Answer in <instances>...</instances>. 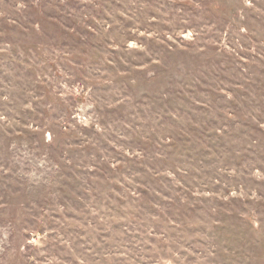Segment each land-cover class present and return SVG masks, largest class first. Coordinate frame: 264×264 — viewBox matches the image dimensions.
I'll list each match as a JSON object with an SVG mask.
<instances>
[{
	"label": "clouds",
	"instance_id": "clouds-1",
	"mask_svg": "<svg viewBox=\"0 0 264 264\" xmlns=\"http://www.w3.org/2000/svg\"><path fill=\"white\" fill-rule=\"evenodd\" d=\"M81 2L104 18L92 10L75 13L66 0H15L13 8L0 11L15 25L7 33L13 40L0 39V56L16 48L15 63L34 73L24 81L19 69L0 64L10 77L0 80V144L6 140L12 153V163L0 165V179L17 185L0 198V217H11L0 222V264H225L221 256L238 264L243 253L210 243L208 235L232 215L264 247V159L242 160L264 156L261 138L244 133L230 151L217 155L189 131L200 126V115L218 111L194 87L201 81L225 100H234L238 90L258 102L248 86L264 81V0H178L188 10L145 0L113 9ZM21 10H34L37 18L18 21ZM52 12L71 16L80 27L92 25L93 40L74 26L78 46H46L43 25ZM150 44L160 47L154 51ZM176 55L187 59L174 60ZM211 55L220 59L218 65L205 63ZM145 84L152 86L151 95L167 101L156 112L147 97L139 102ZM225 116L264 130L259 109L229 110ZM33 133L37 138L29 141ZM178 136L188 138L190 154L179 152ZM75 153L80 155H70ZM205 158L217 160L214 170L205 167ZM129 164L142 171H126ZM73 179L81 181L84 193L76 196L79 208L53 198L61 181ZM33 188L47 192L49 202L33 203L36 214L28 224L12 200ZM140 189L155 197L148 201L155 211L144 216L136 214L144 200ZM97 194L104 199L98 201ZM114 223L122 227L113 230ZM252 259L264 264V253Z\"/></svg>",
	"mask_w": 264,
	"mask_h": 264
},
{
	"label": "rangeland",
	"instance_id": "rangeland-1",
	"mask_svg": "<svg viewBox=\"0 0 264 264\" xmlns=\"http://www.w3.org/2000/svg\"><path fill=\"white\" fill-rule=\"evenodd\" d=\"M96 3L103 4L105 8L113 9V8H121L124 4L129 3V0H95ZM146 3L151 4L153 6L159 7L163 6V9H172L175 10L177 8H182L185 10L187 6L178 2V0H145ZM66 3L72 9L73 12L84 14L90 10H92V14L96 15L97 19L104 18L103 12H99L98 15L93 9L92 4H83L81 0H66ZM15 5V0H0V11L5 9H11ZM162 9V10H163ZM151 14V13H149ZM49 15H53L48 23L43 25L44 27V39L45 45L49 47H53L59 51V48L68 47L74 48L78 46L82 41L79 36H74L72 34V29L75 26L76 31L80 32L81 35H84L87 40L90 42L93 40L92 33V25L84 28L76 25V21L71 16H64L61 19L58 16H55L56 13L52 12ZM18 21H23V19L33 20L37 17L34 15L33 11L21 10V12L16 13L15 17ZM106 19V17H105ZM121 21L122 25H127L130 23L129 21L123 20V18H118ZM59 21V22H57ZM219 26V25H218ZM96 27V25H93ZM15 29V25H10L5 22L4 17L0 16V32H4L5 35L0 37L3 40H13V37L7 35L8 32H11ZM22 48L26 51V45L22 44ZM150 47L155 51L158 50L160 46L155 44H150ZM11 56H0V64H3L9 68L15 67L20 71L17 72V75H21L24 81L29 80L34 76V73L30 68H25L23 64L15 63L13 57L16 60L20 59L19 53L16 48H12ZM173 59H187L186 56L176 55L173 56ZM28 61H25L27 63ZM243 63V61H241ZM206 64H216L220 63V59H218L215 55H211L209 59L205 61ZM235 68L234 65H232ZM239 71V69H235ZM211 71V69H210ZM261 72H264V69H260ZM212 76L219 80H226L227 76L223 75L220 72H213ZM0 80L9 81L10 77L2 70H0ZM17 83H20L17 81ZM108 87V86H106ZM151 85L145 84V91L142 96L139 98V102H144V97L153 104L151 112H156L163 103H167V101H162L159 97L153 96L150 94ZM194 87L200 91L205 96L210 97L211 103L214 108H218V111L208 112L206 114L200 115L198 119L200 120V126L191 128L190 134L191 137L195 140L198 139L207 144L208 148L211 152L216 153L217 155L221 153H226L230 151L234 145L231 143L235 140L239 135L244 133H248L250 136L254 138H261V142L264 143V130L257 128V126L250 121L245 120H234L231 119L230 116H225L229 110L241 114L244 112L253 111L255 109H259L261 113H264V81H260L258 84H253L248 86L249 91L255 92L258 97V102L252 101L249 97L248 92L236 91L234 93V100H225L223 96H219L215 94V90L209 88V85L206 81H201L194 85ZM37 91H39V86H37ZM229 109V110H228ZM119 116V114H117ZM197 117H194L196 119ZM219 129H224L225 134L221 135L218 131ZM85 133H91V129H83ZM36 134H31L29 136V141L35 140ZM188 138L185 136L177 137V145L179 148V152L184 154H190L188 151ZM31 146V144H30ZM103 147H107V145H103ZM188 151V152H187ZM90 154L89 150H85L84 155L87 156ZM79 156L80 153L70 154ZM12 153L7 149V141L5 140L2 144H0V165L4 167H8L10 163H12L10 157ZM259 157L260 159H264V156H260L259 153L254 155H245L242 157V160H250L256 159ZM159 163V162H157ZM202 163L205 167H208L210 170H214L217 165L216 159H208L205 158ZM19 165L13 166V172L16 171V167ZM126 171H142V169L137 168L135 164H129L128 169ZM67 175H71V173H67ZM62 187L58 192L55 193L54 197L57 200L63 201L67 200L73 207L79 208L80 203L76 199L77 195H84V193L80 192L81 181L73 179L72 182L68 180L61 181ZM17 191V185L14 183L6 182L5 179H0V198H8L11 192ZM21 194L18 197H15L12 202L15 203L23 215V220L28 224L33 223L30 219L31 215L36 214V208L33 207V203L45 206L49 200L47 199L48 193L45 192L41 188H33L32 190H20ZM143 194L144 200L138 203V212L136 213L138 216H144L147 213L154 212L155 209L150 207L148 201L155 199V197L151 196L148 192H145L144 189H140ZM196 193L193 192V195ZM208 194V193H206ZM111 195L110 193L108 194ZM87 197L85 196V199ZM104 198L97 194V200H103ZM123 203V202H121ZM162 205H166L167 201H161ZM3 211V210H0ZM117 211H119L117 209ZM67 215L71 216L72 213L68 212ZM11 217H0V222H5L6 219H10ZM132 225H129L131 227ZM48 227H52V224L49 223ZM112 229H120L122 227L119 223L112 224ZM160 225H155V230L159 231ZM41 231L43 229H40ZM71 231H78L77 229H70ZM203 231V229H200ZM189 231H195V229H189ZM101 235H106V233H101ZM171 235H175V233H171ZM210 237V243L221 244L229 249H236L241 255L238 264H254L253 257L259 256L264 253V247L258 246L259 242L255 241L252 237L251 233L247 230L243 229L240 225L239 219L235 216H224L222 218V222L219 225L213 227V229L208 233ZM99 239V236L97 237ZM191 242H189L190 246ZM48 247V245H45ZM247 256L248 260H245L244 257ZM189 259H192L189 257ZM221 261H224L227 264L225 257H220Z\"/></svg>",
	"mask_w": 264,
	"mask_h": 264
}]
</instances>
